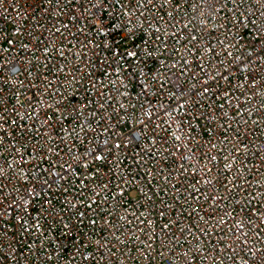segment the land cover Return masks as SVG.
Here are the masks:
<instances>
[{
	"label": "built area",
	"instance_id": "2783aa9c",
	"mask_svg": "<svg viewBox=\"0 0 264 264\" xmlns=\"http://www.w3.org/2000/svg\"><path fill=\"white\" fill-rule=\"evenodd\" d=\"M0 264H264V0H0Z\"/></svg>",
	"mask_w": 264,
	"mask_h": 264
}]
</instances>
